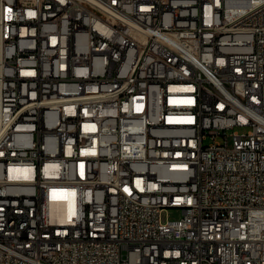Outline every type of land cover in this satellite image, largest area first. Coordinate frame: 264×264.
<instances>
[{
    "label": "built area",
    "instance_id": "2783aa9c",
    "mask_svg": "<svg viewBox=\"0 0 264 264\" xmlns=\"http://www.w3.org/2000/svg\"><path fill=\"white\" fill-rule=\"evenodd\" d=\"M0 126V264H264V0H0Z\"/></svg>",
    "mask_w": 264,
    "mask_h": 264
},
{
    "label": "bare ground",
    "instance_id": "6f19581e",
    "mask_svg": "<svg viewBox=\"0 0 264 264\" xmlns=\"http://www.w3.org/2000/svg\"><path fill=\"white\" fill-rule=\"evenodd\" d=\"M0 133H5V126H0ZM44 235V226H37L36 237H43ZM53 241L56 243H64V236L61 233L53 234Z\"/></svg>",
    "mask_w": 264,
    "mask_h": 264
},
{
    "label": "rangeland",
    "instance_id": "374dc122",
    "mask_svg": "<svg viewBox=\"0 0 264 264\" xmlns=\"http://www.w3.org/2000/svg\"><path fill=\"white\" fill-rule=\"evenodd\" d=\"M164 216L168 219H177L179 216V212L174 209H168L165 213Z\"/></svg>",
    "mask_w": 264,
    "mask_h": 264
}]
</instances>
